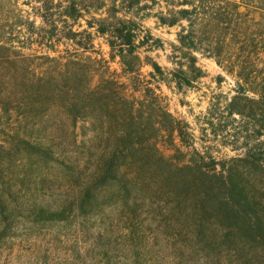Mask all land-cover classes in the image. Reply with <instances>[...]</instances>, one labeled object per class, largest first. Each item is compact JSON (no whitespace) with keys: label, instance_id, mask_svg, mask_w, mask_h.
Listing matches in <instances>:
<instances>
[{"label":"trees","instance_id":"1","mask_svg":"<svg viewBox=\"0 0 264 264\" xmlns=\"http://www.w3.org/2000/svg\"><path fill=\"white\" fill-rule=\"evenodd\" d=\"M151 18L158 28L179 29L169 48L145 25ZM167 50L170 66H163L157 56ZM200 56L223 74L204 94L206 111L190 122L172 113L164 87L185 105L209 76ZM42 97L70 116L69 146L62 121L55 135L28 128ZM95 115L107 127L90 137L84 130ZM3 124L17 134L0 141V152L15 143L78 173L70 186L14 180L0 163L4 219L12 207L39 222L87 216L104 192L132 227L145 226L149 214L209 248L230 244L244 264H264V182L249 177L264 176V0H0V130ZM216 145L240 153L220 158ZM77 257L68 264H87Z\"/></svg>","mask_w":264,"mask_h":264},{"label":"rangeland","instance_id":"2","mask_svg":"<svg viewBox=\"0 0 264 264\" xmlns=\"http://www.w3.org/2000/svg\"><path fill=\"white\" fill-rule=\"evenodd\" d=\"M145 25L166 41L167 48H169L168 44L175 40L179 30L158 28L153 18L147 20ZM104 50L108 51L105 45ZM168 52V50L158 52L157 60L163 66H170L166 58ZM199 63L209 76L198 85L201 90L196 89L189 93L185 98V105L180 101L182 97L164 87L172 113L190 122H194L202 111H206L208 103L204 94L209 87H216L215 78L223 74L212 59L200 56ZM113 66L119 67L118 64ZM150 70L149 67L144 69L145 72ZM231 84L230 79L224 82V90L228 91ZM38 101L40 107L32 114L34 125L31 124L28 128L40 132H52L55 135L62 121L68 133L67 140H64L67 145L72 138L73 130L70 116L58 101L47 97H42ZM81 126L82 124H79L77 132L82 134ZM87 127L84 132L91 137L93 135L91 129L107 126L105 123L102 124L100 116L95 115ZM1 129L0 141L13 138L17 134L5 124ZM216 147L218 150L216 155L220 158L232 157L240 153L221 146L216 145ZM0 163L4 164L6 174L14 180L34 176L48 178L64 186L76 185L78 181V173L73 169H66L53 160L45 159L39 151L15 143L0 152ZM249 173H252L249 175L250 182L258 184V187L262 186L263 174L256 175L254 171ZM104 195V192L98 193L95 202L99 206L91 208L87 216H81L77 212L76 215L73 213L62 221L39 222L28 211L26 212V208L12 207L5 219L0 215V264H68L71 261L79 263L81 261H77V256L85 259L87 264L91 262L95 264L98 260L106 263L109 259L125 257L140 258L143 264H244L241 258L243 254H234L230 244L222 242L223 244L209 248L204 241L184 234L179 235L172 225L164 226L161 221L154 220L149 214L143 216L146 220L145 226L132 227V224H126L122 218L123 209L110 202L107 203ZM19 198L25 206L30 199L28 194ZM183 211L185 219L186 215L190 214V210L185 208ZM210 239L214 243H219L213 230ZM236 259L238 260L234 261Z\"/></svg>","mask_w":264,"mask_h":264}]
</instances>
